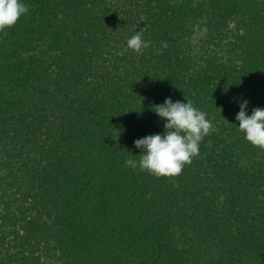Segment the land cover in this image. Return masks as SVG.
<instances>
[{"label": "trees", "instance_id": "1", "mask_svg": "<svg viewBox=\"0 0 264 264\" xmlns=\"http://www.w3.org/2000/svg\"><path fill=\"white\" fill-rule=\"evenodd\" d=\"M21 2L0 32V264H264V150L236 119L264 109V0ZM169 98L215 131L158 178L125 161Z\"/></svg>", "mask_w": 264, "mask_h": 264}, {"label": "clouds", "instance_id": "2", "mask_svg": "<svg viewBox=\"0 0 264 264\" xmlns=\"http://www.w3.org/2000/svg\"><path fill=\"white\" fill-rule=\"evenodd\" d=\"M28 11L29 7L21 0H0V32L14 27ZM127 47L140 54L143 49L150 47V42L143 40L142 33L137 32L128 39ZM163 47H167L166 43ZM247 106V101L240 105L236 117L238 128L247 142L264 150V109L254 108L249 116L246 112ZM152 110L166 121L165 134L137 139L135 146L142 150L139 160L130 158L125 164L158 178L177 177L199 155V146L204 137L215 129L206 118L207 114L197 109L190 99H187V103H182L173 102L169 98L163 104L155 105Z\"/></svg>", "mask_w": 264, "mask_h": 264}]
</instances>
